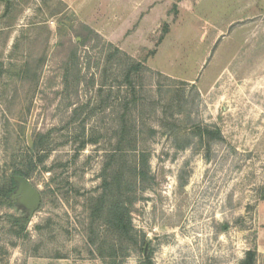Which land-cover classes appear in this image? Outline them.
<instances>
[{"label":"rangeland","instance_id":"rangeland-1","mask_svg":"<svg viewBox=\"0 0 264 264\" xmlns=\"http://www.w3.org/2000/svg\"><path fill=\"white\" fill-rule=\"evenodd\" d=\"M102 3L0 0V264H264V0Z\"/></svg>","mask_w":264,"mask_h":264},{"label":"trees","instance_id":"trees-1","mask_svg":"<svg viewBox=\"0 0 264 264\" xmlns=\"http://www.w3.org/2000/svg\"><path fill=\"white\" fill-rule=\"evenodd\" d=\"M141 66L135 67L139 69ZM209 133V132H207ZM220 136L219 133H216ZM36 151L42 150V140L39 137L38 141L35 143ZM43 162L42 159H40ZM33 165V164H32ZM31 166V165H30ZM33 168V167H32ZM20 176L25 179H29L30 173L28 171H23L22 169H15L12 177L7 182V184L0 186V205L8 204L12 201V196L16 192L18 185L15 181V177ZM143 179L146 178V173L144 171L139 173ZM145 176V178H144ZM106 187H108L106 185ZM42 196V194H41ZM264 200V195H263ZM43 205V201H42ZM41 205V206H42ZM92 216L97 219H103L104 225L107 226L108 230L113 236H115L121 243H135L136 239L134 236V230L132 227L130 212L121 198H116L114 200H107L106 194L102 195L95 203L93 208ZM103 217V218H102ZM16 223H21L20 219H16ZM255 252H248L245 261L242 264H255Z\"/></svg>","mask_w":264,"mask_h":264},{"label":"water","instance_id":"water-1","mask_svg":"<svg viewBox=\"0 0 264 264\" xmlns=\"http://www.w3.org/2000/svg\"><path fill=\"white\" fill-rule=\"evenodd\" d=\"M15 181L18 185V188L14 195L12 196V201L16 198L22 196L23 194H28L33 202L32 213L40 209L42 205V196L40 192L24 177L17 176L15 177Z\"/></svg>","mask_w":264,"mask_h":264},{"label":"crops","instance_id":"crops-1","mask_svg":"<svg viewBox=\"0 0 264 264\" xmlns=\"http://www.w3.org/2000/svg\"><path fill=\"white\" fill-rule=\"evenodd\" d=\"M81 1H82L81 7H86V6L89 7V6H92V3L93 4L97 3L100 6V5L103 4L102 3L103 1L108 4L111 0H81ZM113 1H115L117 4H120V2H121V0H113ZM127 1H129V2L132 3V4H129V6L130 5L131 6H134L135 5V2H136V0H127Z\"/></svg>","mask_w":264,"mask_h":264}]
</instances>
